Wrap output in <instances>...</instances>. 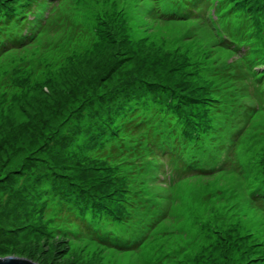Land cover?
Masks as SVG:
<instances>
[{
	"label": "rangeland",
	"instance_id": "obj_1",
	"mask_svg": "<svg viewBox=\"0 0 264 264\" xmlns=\"http://www.w3.org/2000/svg\"><path fill=\"white\" fill-rule=\"evenodd\" d=\"M164 1L59 0L47 9L48 22L35 41L0 54V257L37 264H264V0L247 1L253 16L245 7L238 10L237 0H224L223 20L210 7L221 5L217 0H195L203 4V19L168 21L156 15L158 6L167 8ZM117 11L132 38L181 46L192 62L187 71L205 85L204 95L221 96L215 104L225 108L212 110L205 145L185 153L184 163L168 165L167 183L156 160L145 172L128 164L112 169L114 175L133 173L142 198L136 199L130 227L140 243L131 248H119L105 235L52 226L66 214L67 191L79 193L87 176L108 178L110 168L93 161L92 140L107 118L100 108L113 105L106 96L138 68L124 44L73 67L66 64L69 55L91 53L99 41L72 34L68 24L89 26L105 14L118 21ZM31 18L38 31L41 16ZM209 23L230 27L246 44L238 53L230 50ZM247 25L253 33L243 31ZM22 78L30 86L22 87Z\"/></svg>",
	"mask_w": 264,
	"mask_h": 264
},
{
	"label": "trees",
	"instance_id": "obj_2",
	"mask_svg": "<svg viewBox=\"0 0 264 264\" xmlns=\"http://www.w3.org/2000/svg\"><path fill=\"white\" fill-rule=\"evenodd\" d=\"M196 1L165 0L164 5L167 8L158 6L156 15L164 21L203 19L205 14L201 15L200 8L203 4ZM211 1L215 3V0ZM222 1L224 0H217L219 3ZM247 1H235L237 9L244 10L242 8L245 7L248 9L246 12L250 13ZM58 3L59 0H0V54L7 49L18 48L32 40L35 41L40 31L36 32L37 26L30 16L40 15L42 18L43 9L56 6ZM220 4L217 13L221 16L226 11H222L224 8L220 7L224 2ZM250 15L253 16L252 13ZM114 16L118 21H112L113 23L110 21L111 16L105 14L103 17L98 16V20L92 19L89 26L86 21L68 24L73 29L72 34L78 32L91 35L97 40L99 38L91 53L90 50L68 56L65 63L71 67L100 56L111 46L124 44L130 55L138 58L136 64L138 68L134 76L125 80L117 91L106 96L113 101V105L107 106L105 103L100 108L99 114L106 110L107 118L102 119L99 124L100 132L98 131L92 140L93 147L96 148L93 161L100 163L105 169L110 168L111 171L108 169L106 172L108 178L104 174L91 179L87 176L82 180L84 186L78 188L79 193H74L72 187H69L71 190L62 196L64 199L62 203L68 208L66 214L61 215L58 225L52 226L53 229L66 228L69 232L78 231L85 236L105 235L112 243H118L117 247L131 248L140 243L137 241L139 236L135 241L133 231L136 230L130 227L135 218L134 213L138 210L135 207L136 199L142 198L138 197L140 190L135 188L136 178L133 173L114 175L112 169L128 164L134 168L143 166L140 172H145L150 162L156 160L164 172V167L171 166L172 162L184 163L185 153H192L191 150L198 151L197 148L205 145L206 136L203 133L209 134V129L213 126L212 110L216 108L215 110L220 111L225 108L215 104L223 101L221 96L212 98L204 95L205 85H198L193 77L194 72L191 75L187 71L188 65L192 62L181 46L156 47L144 38H132L129 24L121 11H117ZM70 18L74 19L72 15ZM88 21L90 22V19ZM210 25H213L216 35L219 34L217 27L219 24ZM242 29L245 33H253L249 25L243 26ZM229 35L228 40L219 34V41L230 50L240 52L239 47L243 46L241 43L245 45L246 39L239 38L241 42L236 34L235 38L231 36L232 34ZM70 37L72 36L65 39ZM117 40L121 42H116ZM245 54L248 55L247 52ZM243 69L250 72L246 67ZM159 73H163L161 78L158 77ZM20 82H23L20 85L24 88L31 84L27 78H22ZM87 163L90 169L96 171L99 169L102 172V169L93 162ZM143 203L144 201H139L138 204ZM45 210L46 208L43 215ZM39 217L44 224L46 231L44 233L52 235L46 230L47 223L43 220L41 212Z\"/></svg>",
	"mask_w": 264,
	"mask_h": 264
},
{
	"label": "water",
	"instance_id": "obj_3",
	"mask_svg": "<svg viewBox=\"0 0 264 264\" xmlns=\"http://www.w3.org/2000/svg\"><path fill=\"white\" fill-rule=\"evenodd\" d=\"M0 264H37V263L22 257L8 256V257H0Z\"/></svg>",
	"mask_w": 264,
	"mask_h": 264
}]
</instances>
